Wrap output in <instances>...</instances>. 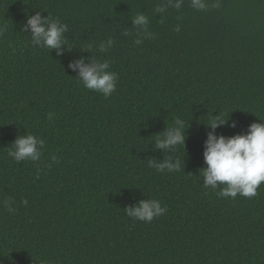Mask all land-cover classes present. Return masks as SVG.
Returning <instances> with one entry per match:
<instances>
[{"label":"trees","instance_id":"1","mask_svg":"<svg viewBox=\"0 0 264 264\" xmlns=\"http://www.w3.org/2000/svg\"><path fill=\"white\" fill-rule=\"evenodd\" d=\"M163 2L0 0V264H264V182L253 197H221L201 170L213 116L226 137L264 120V0H208L204 11L183 0L156 13ZM37 11L68 25L71 50L32 45L21 25ZM137 13L152 33L138 45ZM81 56L109 62L111 96L68 67ZM176 117L184 146L155 149ZM25 133L45 141L39 161L8 156ZM169 156L179 171L149 166ZM147 198L166 212L127 216Z\"/></svg>","mask_w":264,"mask_h":264},{"label":"clouds","instance_id":"2","mask_svg":"<svg viewBox=\"0 0 264 264\" xmlns=\"http://www.w3.org/2000/svg\"><path fill=\"white\" fill-rule=\"evenodd\" d=\"M182 4L183 0H164L156 7L155 12L163 14L169 7L180 9ZM190 5L197 11H204L209 7L208 0H190ZM211 6L218 7L219 4L214 2ZM131 23L138 29L135 44L138 45L143 39L152 37V33L148 31L149 20L145 14L137 13ZM28 30L31 32L33 46L55 50L57 55L72 49L67 46L64 35L68 31V25L50 14L45 17L37 11L28 16L26 23L21 25V31ZM175 30L179 31V26ZM2 34L3 29H0V35ZM113 44V39L109 38L98 45V50L106 52ZM85 49L91 53L92 45H88L83 50ZM89 56H81L70 61L68 67L77 72L76 77L86 89L99 92L107 98L116 90L117 74L109 70L110 64L107 60L89 59ZM213 117L207 124L211 131L206 133L204 141L203 158L206 167L201 169L204 187L216 189L222 185L217 193L221 197L235 198L237 194L249 198L255 196L257 188L264 182V120L259 119L260 122L249 124L246 133L226 137L215 133V129L224 125L226 119L217 115ZM47 118L51 120L53 115L49 113ZM229 126L235 127V122ZM187 127L184 120L179 117L174 118L173 125L160 132L162 135L156 136L155 149L164 151L173 150L177 145L184 146ZM44 144L43 139L33 134H18L7 154L16 162L39 161ZM51 159L53 162L57 161L55 156ZM156 161L157 159H149V166L158 171L180 170V161L171 156L159 163ZM22 203L27 204V200ZM3 204L9 212L15 211L11 199H6ZM125 211L127 216L134 220L151 222L154 218L163 215L166 207L161 206V202L156 199L147 198L140 200L134 206L125 207Z\"/></svg>","mask_w":264,"mask_h":264}]
</instances>
